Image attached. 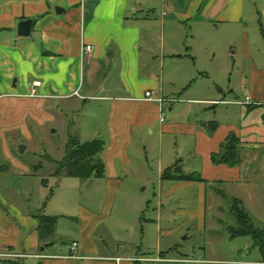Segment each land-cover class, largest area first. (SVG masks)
<instances>
[{
	"label": "crops",
	"instance_id": "crops-1",
	"mask_svg": "<svg viewBox=\"0 0 264 264\" xmlns=\"http://www.w3.org/2000/svg\"><path fill=\"white\" fill-rule=\"evenodd\" d=\"M261 18L264 0H0V134L4 129L26 132L29 126H38L44 115L60 126L66 145L70 136L79 137L82 143L102 141L100 159L105 177L82 181L98 179L107 192L102 212L79 209L74 256L71 247L69 254H60L54 249L55 241L40 243V214L22 216L12 206L5 209L6 202L0 195V258L33 257L39 264L167 260L183 264H264L252 241L241 244L240 257L233 260L184 255L166 259L161 251L155 258L102 251L100 242L104 240L93 237L95 229L111 215L114 199L125 187L122 177L136 164L135 155L141 159L153 139L165 141L173 134L191 142L184 149L190 158L202 159L203 181L162 180L163 172L181 161L169 157L166 168L161 148V199L197 187L201 203L197 211L188 213V223L199 219L203 225L208 188L223 197L224 191L215 187L237 185L240 199L236 200L264 226V67L253 62V87L244 95L250 98V104L220 100L217 96L224 90L218 83L208 88L209 96L205 97L201 86H191L203 79L216 82L228 72L227 56L217 53L211 42L214 35L241 34L249 49L246 57H252L248 33L264 27ZM26 20L35 22L30 37L18 34V24ZM86 46L92 47L88 54L84 53ZM35 83L40 87L35 88ZM34 88L37 95L32 97ZM150 91L173 102L162 108L145 99ZM196 105H212L213 112L202 123L194 118ZM228 105L240 108H223ZM211 122L218 124L213 135L203 126ZM231 135L240 140V164L215 165L212 155L220 152ZM64 155L59 161L50 159L61 162ZM54 162L50 163L55 166ZM146 167L149 172L150 166ZM141 168L145 169V163ZM4 172L0 168V175ZM52 176L61 178L54 173ZM45 187H50L48 180ZM59 217L76 220L67 215ZM143 220L142 216L138 223ZM30 250L38 252L29 255Z\"/></svg>",
	"mask_w": 264,
	"mask_h": 264
},
{
	"label": "rangeland",
	"instance_id": "rangeland-1",
	"mask_svg": "<svg viewBox=\"0 0 264 264\" xmlns=\"http://www.w3.org/2000/svg\"><path fill=\"white\" fill-rule=\"evenodd\" d=\"M261 21L264 23V18ZM248 35L251 38L252 57H246L245 52L249 49L241 40V34L212 36L211 42L216 46L217 53L227 56L229 68L227 74L216 78V82L203 79L192 83L191 86H201L202 97L209 96L208 88L218 83L224 90V94L217 96H221L220 100L245 102L244 95L253 87V62L264 67V27H256ZM211 107L212 105H196L194 118L202 123L213 112ZM225 107L240 108L234 105L223 106ZM38 124L29 126L26 132L25 129H19V132L4 129L0 134V167L7 168L0 175V195L6 202L5 209L9 210L12 206L22 216L33 213L37 216L57 217L56 234L51 241H55L56 253L69 254L71 245L77 239L79 209L87 207L102 212L100 210L107 192L104 182L98 179L84 182L64 176L54 178L52 174L57 167L48 158L56 161L62 159L66 148L65 134L58 124L50 123L44 115L40 117ZM190 143L183 135L173 134L165 138V141L153 139L149 150L142 152L141 159L135 155L136 164L130 168V174L122 177L125 187L117 193L111 215L93 233L94 238L104 240L103 243L100 242L102 251L109 249L122 256L146 258L159 257L161 251L166 259H178L180 255L221 260L240 257V245L252 240L250 237L233 238L229 231L230 227H237V218L233 214L234 200L240 199V188L237 185L215 187L224 191L223 197L208 188L203 225L199 219L188 223V213L197 211L200 207L197 187L177 192L170 197H160V160L163 159L167 168L168 158L175 156L181 161L185 174L201 175L202 159L190 158L191 155L184 150ZM20 146L26 148L23 154H20ZM179 147L182 148L181 152H178ZM161 148L164 150L162 159ZM144 163L145 169L142 170L141 165L144 166ZM37 166L43 167L36 171L34 168ZM146 166H150L149 172ZM45 179L49 181V188L43 184ZM61 215L74 217L76 220L59 217ZM142 216L144 220L139 224ZM37 252L30 250L27 254ZM10 262L39 264V260L33 257L0 258V264ZM141 264L183 263L167 260Z\"/></svg>",
	"mask_w": 264,
	"mask_h": 264
},
{
	"label": "trees",
	"instance_id": "trees-1",
	"mask_svg": "<svg viewBox=\"0 0 264 264\" xmlns=\"http://www.w3.org/2000/svg\"><path fill=\"white\" fill-rule=\"evenodd\" d=\"M209 135L217 130L218 124L211 122L203 125ZM104 151V143L99 140L82 143L77 136H70L65 148V155L61 162H54L48 158L49 162H54L57 167L55 177H70L81 180H90L92 178L105 177V165L100 159V155ZM212 162L215 165H227L235 167L240 164V140L231 135L222 145L220 152L212 155ZM6 171V167H0ZM41 166L34 169L38 171ZM162 180L170 182L182 181H203L200 176L185 174L182 169V163L178 162L174 166L166 169L162 174ZM43 184L47 185V180H43ZM233 214L237 218V227H230L229 231L232 237H250L253 242V248L259 250L262 260L264 262V226L261 228L249 214L246 208L239 200H234ZM39 221L38 233L39 241L44 244L46 242L52 243L54 234L56 232L57 217L38 216ZM10 264H16L10 262Z\"/></svg>",
	"mask_w": 264,
	"mask_h": 264
},
{
	"label": "built area",
	"instance_id": "built-area-1",
	"mask_svg": "<svg viewBox=\"0 0 264 264\" xmlns=\"http://www.w3.org/2000/svg\"><path fill=\"white\" fill-rule=\"evenodd\" d=\"M92 51V47L91 46H86L85 48H84V53H90ZM34 87L36 88V87H40V83H35L34 84ZM33 89V91H32V94H31V96L32 97H35L36 95H37V91H36V89ZM145 99L146 100H148V101H151V102H156V103H158V104H160V106H162V108H164V105H165V103H171V102H173V101H167V100H165L164 98H162V97H157L153 92H147L146 94H145ZM250 98H247L246 100H245V102H240V104H243V105H245V104H250ZM165 121V119L164 118H161V122H164ZM77 249H78V244L77 243H73L72 244V246H71V253H72V256H74L75 254H76V252H77Z\"/></svg>",
	"mask_w": 264,
	"mask_h": 264
},
{
	"label": "water",
	"instance_id": "water-1",
	"mask_svg": "<svg viewBox=\"0 0 264 264\" xmlns=\"http://www.w3.org/2000/svg\"><path fill=\"white\" fill-rule=\"evenodd\" d=\"M59 11L60 9L58 8L57 12ZM34 23H35L34 20H26L20 22L18 24V34L23 37H30ZM25 150H26L25 146L19 147L20 154H23Z\"/></svg>",
	"mask_w": 264,
	"mask_h": 264
}]
</instances>
